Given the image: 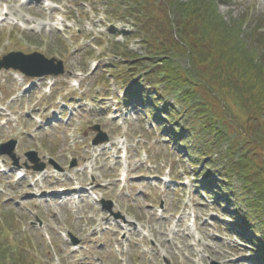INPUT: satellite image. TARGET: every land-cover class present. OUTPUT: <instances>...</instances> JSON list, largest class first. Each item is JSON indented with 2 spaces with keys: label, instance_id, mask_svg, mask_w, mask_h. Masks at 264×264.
<instances>
[{
  "label": "rangeland",
  "instance_id": "obj_1",
  "mask_svg": "<svg viewBox=\"0 0 264 264\" xmlns=\"http://www.w3.org/2000/svg\"><path fill=\"white\" fill-rule=\"evenodd\" d=\"M6 4L13 16L0 24V58L12 51L37 52L66 67L57 78L0 72V144L18 140L21 167L0 156L7 170L0 172V218L9 214L7 220L15 222L11 236L28 237L44 264H252L238 259L249 257L251 247L234 238V203L216 204L205 192L203 177L197 178L178 144L183 140H174L147 103H138L147 96L124 104L126 86L110 76L103 57L115 37L103 8L93 13L88 0H0V13ZM218 9L227 21L250 14L244 27L250 36L256 22L264 24V0H226ZM127 48L142 50L137 39ZM95 124L109 142L93 146ZM30 150L45 162L53 160L62 172L52 165L41 173L30 170L25 157ZM123 170L125 186L119 181ZM18 172L26 175L19 182ZM169 173L170 182L164 183L161 178ZM74 180L89 193L68 186L69 193L52 196ZM100 199L112 201V211L121 217L111 216ZM68 231L80 245L69 242Z\"/></svg>",
  "mask_w": 264,
  "mask_h": 264
},
{
  "label": "trees",
  "instance_id": "obj_2",
  "mask_svg": "<svg viewBox=\"0 0 264 264\" xmlns=\"http://www.w3.org/2000/svg\"><path fill=\"white\" fill-rule=\"evenodd\" d=\"M224 2L88 3L123 21L132 29L125 42L134 38L141 45L143 54L127 48L121 53L120 43L108 49L121 57L119 80L129 85L134 79L126 102L138 91L153 107L161 104L169 134L183 140L179 144L211 187L208 193L218 204L234 203L241 230L251 232L256 250L264 251V24L256 22L248 35L250 14L227 21L218 9ZM14 224L0 223V264H44L28 237L11 236Z\"/></svg>",
  "mask_w": 264,
  "mask_h": 264
},
{
  "label": "water",
  "instance_id": "obj_3",
  "mask_svg": "<svg viewBox=\"0 0 264 264\" xmlns=\"http://www.w3.org/2000/svg\"><path fill=\"white\" fill-rule=\"evenodd\" d=\"M2 68L10 69L13 68L15 70H20L22 73L29 77H43L47 75L58 76L64 73L63 63L57 62L56 60H48L43 55L35 53L31 55H25L23 53H11L8 56L4 57L3 60H0V70ZM93 131L99 132L98 137L94 140L93 144L98 145L100 143L108 141V137L106 134L101 132L99 126L92 128ZM17 145L16 141H11L7 144L2 145V149L0 154H7L15 159L13 155V151ZM31 162L36 164L34 168L37 171H42L45 168V165H38L39 159L37 158V154L34 152H30L26 154ZM17 164V161H15ZM111 207V205H110Z\"/></svg>",
  "mask_w": 264,
  "mask_h": 264
},
{
  "label": "bare ground",
  "instance_id": "obj_4",
  "mask_svg": "<svg viewBox=\"0 0 264 264\" xmlns=\"http://www.w3.org/2000/svg\"><path fill=\"white\" fill-rule=\"evenodd\" d=\"M1 16H2V15H1ZM12 16H13L12 11L8 10V14H6V18H4V21H7V20H8V22H10ZM89 190H90V189H81V190L78 192V194L83 193L84 191H86V192L89 193ZM81 197H83V196L79 195L77 198L79 199V198H81Z\"/></svg>",
  "mask_w": 264,
  "mask_h": 264
}]
</instances>
